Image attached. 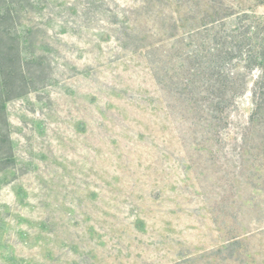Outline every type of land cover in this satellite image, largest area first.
Masks as SVG:
<instances>
[{"label":"rangeland","instance_id":"obj_1","mask_svg":"<svg viewBox=\"0 0 264 264\" xmlns=\"http://www.w3.org/2000/svg\"><path fill=\"white\" fill-rule=\"evenodd\" d=\"M216 1L264 17V0L25 3L34 88L6 103L0 264H264L251 95L212 112L165 71L199 43L174 33Z\"/></svg>","mask_w":264,"mask_h":264},{"label":"trees","instance_id":"obj_2","mask_svg":"<svg viewBox=\"0 0 264 264\" xmlns=\"http://www.w3.org/2000/svg\"><path fill=\"white\" fill-rule=\"evenodd\" d=\"M33 1L0 0V164L14 162L6 103L34 88L19 20L25 3ZM211 11L199 22L183 23L184 38L174 33L176 46L183 39L190 45L199 43L187 54L179 49V64L163 63L165 71L180 95L194 105L208 102L212 112L224 113L238 97L249 93L250 123L264 126V17L250 9L234 11L222 1H216ZM211 37L214 45H206Z\"/></svg>","mask_w":264,"mask_h":264}]
</instances>
